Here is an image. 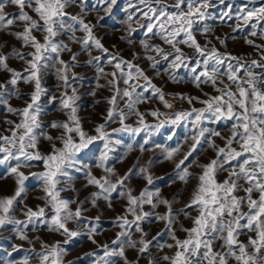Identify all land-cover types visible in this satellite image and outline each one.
<instances>
[{
	"label": "snow or ice",
	"instance_id": "obj_1",
	"mask_svg": "<svg viewBox=\"0 0 264 264\" xmlns=\"http://www.w3.org/2000/svg\"><path fill=\"white\" fill-rule=\"evenodd\" d=\"M219 2L224 3V0ZM249 2L254 3V0ZM9 4L18 11L6 13L5 7ZM117 4L118 0H95L91 7L87 6L88 0H0V31L19 25V30L8 31L7 34L21 45L20 49L13 48L9 54H5L0 47V71L9 74L7 80L0 81V105L16 117L15 120H5L8 127L0 132V165L9 166L8 175L15 182L11 195L0 196V236L5 230H10L15 239L31 245L21 259H10L6 264H31L33 260L38 264H64L68 254L66 245L76 238L84 235L97 244L95 236L99 234L100 218L86 217L84 205L89 203L96 207L97 201L103 199L111 207L114 194L127 202L125 214L113 221L120 231L110 244L98 246L100 255L97 252L87 254L95 257L92 264H119L120 261L132 264L126 254L128 249L136 250L135 264H139L153 246L161 252L167 248L170 254L164 253L159 257L148 255V264H264V45L247 41L259 52V59H251L250 62L220 53L215 47L209 48L211 41L201 45L196 38L197 26L209 18L212 0H171L170 3L166 0H127L124 10L127 12L125 23L129 35L143 29L145 37L150 39L149 34L158 36L171 49L166 51L147 39L142 40L141 46L146 53L144 59L150 66L156 68L163 60L168 61L172 72L178 71L192 63V58L181 45L194 49L197 56L203 57L202 62L197 60L196 66L190 69L195 73L194 82L197 87L210 84L217 93L205 94L207 98L204 100L181 96L180 99L189 104L196 101L204 107H192L171 116L152 110L147 115L156 118L159 123L150 125L145 120L146 114L138 108V105L148 102L149 97L145 93L157 96L166 108L171 109L173 105L168 103L162 89L152 83L144 69L135 63L140 58L138 54L133 53V59L129 60L111 52L95 32L101 22L112 15ZM73 6L78 7L79 12H70ZM133 9L135 11H131ZM92 11H102L104 15H98L93 23L87 19ZM236 19L237 30H242L241 25L251 27V35L256 36L255 29L264 24V3L251 8L245 5ZM133 25H137L138 29ZM209 32L205 25L201 34L206 36ZM261 38L264 39V34ZM127 42L132 43L130 39ZM72 45H79L80 50L74 52ZM94 50L100 55L92 56ZM65 53L70 54L68 60L63 59ZM81 53L90 57L85 62L87 65H96L97 87H106L112 92L107 99L110 107L104 123L95 127V135L83 129L79 117L81 95L76 85L82 84L83 77L74 69L80 66ZM13 58L23 62L22 70L9 67L8 61ZM102 61L113 71H105L100 66ZM49 72L55 76L59 97L50 95L49 89L44 86ZM222 77H226L229 83L225 84ZM101 79L105 80V84L99 83ZM20 83L31 85L32 91L24 106L16 108L9 101L12 96L23 98L18 88ZM90 95H95V92ZM45 96L48 104H55L66 119L45 124L42 119L45 114L42 100ZM132 115L137 117V127L125 123ZM222 121H231L227 136L206 126ZM115 122H119L121 127L109 132V124ZM181 124L190 125L192 134L188 139L192 143L183 153V158L175 163L169 186L176 180L185 185L193 179L197 183L184 206L174 211L173 205L179 202L180 194L171 200L162 197V190L153 187L155 181L149 167L134 166L124 175H119L114 167L108 165V161L113 144L119 143L113 141V133L137 135L145 132L151 135L156 128ZM46 129L57 130L59 134L53 136ZM216 137L220 138L222 145L215 142ZM42 141L49 142L48 151L41 150ZM97 141L103 142L104 150L95 167L102 169L104 174L97 177L90 169L85 173L86 186L97 190L84 200H79L78 194L71 198L62 196L64 192L76 191L71 170H78L81 153ZM147 143L145 139L144 144ZM204 143L212 149L214 156L207 163L197 164L200 171L193 174L190 168L198 159L193 154ZM182 147L177 145L165 149V159L173 160ZM141 151L145 149L141 147ZM37 165L43 170L27 174L22 170ZM133 175L143 176L146 181L138 195H133V189L127 187ZM221 175L224 176L222 180L219 179ZM30 180H35L43 192L39 197L42 203L35 207L24 203ZM73 204L76 205L74 209ZM145 205H149L151 211H144ZM160 206L166 209L163 214L156 212ZM193 212L196 214L193 215ZM18 213L23 219L18 218ZM181 216L191 220L190 227L182 223L179 226V231L185 233L183 239L176 234L175 227ZM149 218L165 225L164 230L152 239L147 238L148 233L142 227ZM70 224L75 226L69 227ZM40 228L60 235L63 240L49 243L39 236L35 240L29 239V231ZM133 229L140 233L139 239L132 238ZM165 234L171 243L159 242V237ZM242 236L246 240L241 239ZM36 242H39V250L35 247ZM21 251L22 244H15L8 256Z\"/></svg>",
	"mask_w": 264,
	"mask_h": 264
},
{
	"label": "rangeland",
	"instance_id": "obj_2",
	"mask_svg": "<svg viewBox=\"0 0 264 264\" xmlns=\"http://www.w3.org/2000/svg\"><path fill=\"white\" fill-rule=\"evenodd\" d=\"M170 3L171 0H166ZM95 3V0H88V7H91ZM127 0H118V4L114 7L113 13L111 16L105 18L104 21L95 29L96 35L101 38L102 43L107 47L111 52H117L122 55L124 58L132 60L133 53L139 55V59L135 60V63L138 64L141 68L144 69L146 74L151 78L152 83L162 89L165 99L168 103H171L173 107L171 109L164 107V104L157 98V96L152 95L150 92L145 93L149 97L148 102L138 105L139 111L145 113V120L150 125H156L159 121L147 115V113L152 110H159L161 113H165L168 116L173 115L174 113L190 110L192 107L197 109L203 108L204 105L193 101L192 104H189L186 100L180 99L181 96L185 97H198L200 100L207 98L205 94L216 95L213 87L210 84H200L197 87L196 83L193 80L195 73L191 72L190 69L196 66V61H203V57H199L195 54L194 49L185 47L181 45L183 51L192 58V63L187 67H183L178 71L172 72L168 67V61H161L156 68H152L149 62L144 59L146 53L141 46L142 40H148L149 43L153 45H160L165 48L166 51H171V49L162 43L158 36H152L150 39L144 36V30L138 29L137 25H133V28H137L132 35H129L128 28L125 23L127 18V12L124 10L126 7ZM264 0H254V3H250L249 0H224V3H220L219 0H212V6L209 8V18L203 23L197 26L196 38L201 45H205L208 41H211L208 44L209 48L215 47L219 50L220 53L231 54L232 56L241 57L244 61H249L251 59H259L258 49L254 46L247 43L248 40L254 41L256 45H264V39L261 38V35L264 34V24L259 25L255 31L257 32L256 36H252L251 32L253 29L251 27H244L241 25L242 30H237L238 21L236 17L240 14L241 8L247 5L248 8L259 7ZM79 8L73 6L69 9L72 13L79 12ZM18 9L12 5H7L5 7V12L12 14L17 12ZM131 11H135L134 9ZM227 13V15H225ZM104 15V13L92 11L87 19L96 22L97 16ZM142 23L144 21H141ZM207 26L210 29L208 35H202V29L204 26ZM20 29L18 25L16 28L8 29L5 31H0V47L5 54H9L13 48L20 49V42L17 41L14 37L9 36L8 31H17ZM39 35V34H37ZM78 35H81L78 33ZM60 39H66L61 37ZM131 40L132 43H128V40ZM223 41V43H221ZM114 46V47H113ZM73 51H79V45H72ZM23 51H30V49H22ZM100 55L97 51L92 52V56ZM147 55H154L153 53H147ZM70 54L65 53L63 59L68 60ZM90 57L86 53H81L79 56L80 66L76 67L74 71L83 77L82 84L78 83L76 85L79 88L81 99L79 101V117L83 129L88 132L90 135H95L94 129L98 124L104 123V118L107 115L109 109V104L107 99L112 95L111 90L106 87H97L96 85V65L91 66L87 65L85 62ZM235 63V61H232ZM9 67L22 70L24 67L23 62L17 59H10L8 61ZM100 66L105 68V71H113L110 65L105 61H102ZM223 69V66H221ZM200 69L198 68L197 71ZM257 72H260L261 69H256ZM9 77V74L4 71H0V81H5ZM174 77V78H173ZM224 83L227 84L229 81L226 77H222ZM56 79L55 76L49 72L45 77V87L49 89V94H55L59 97V90L56 88ZM101 85L105 84V80L101 79L99 81ZM20 93L23 95L22 99H16L15 96H12L10 99V104L16 108H22L24 106L25 100L28 98V94L32 91V86L29 84L20 83L18 85ZM95 92V95H90L91 92ZM42 103L45 108V114L42 119L45 124L53 120H64L66 117L57 110L55 104L49 105L47 96L42 100ZM121 107H123V102H121ZM164 117H161L163 119ZM16 117L10 115L4 106L0 105V132H3L5 128L8 127L4 123L5 120H15ZM126 124L137 127V117L135 115L130 116L126 121ZM231 121H222L219 123H209L206 126L211 129H216L221 131L222 135L227 136L230 134L229 128ZM121 125L119 122L110 123L107 130L112 132L113 129L120 128ZM51 135H58L57 130L46 129ZM192 134L190 125L186 126L181 124L179 126L166 125L164 127L156 128L151 132V135H148L145 132H141L137 135H132L128 132L113 133V141H119V143L113 144V151L109 154L110 159L108 165L114 167L116 172L119 175H124L128 172L129 169L134 166L138 167H149L154 178V188H160L161 196L171 200L177 194H180V200L178 203L173 205V210L182 208L184 204L188 201L191 191L196 185L197 181L195 179L187 185L183 184L179 180H176L175 183H172L169 186L171 179L173 178L175 163L183 158V153L188 150L189 145L192 143L188 137ZM171 137V138H170ZM147 139L148 143L144 144V140ZM215 142L219 145H222L220 138H214ZM177 145H183L181 152L177 154L173 160L165 159L164 150L175 148ZM141 147L145 151H141ZM41 150H49V142H41ZM103 142L97 141L92 144L87 150H85L80 155V164L77 165V169L71 170V176L73 178L72 183L75 188V192L68 191L62 193V196L71 198L78 194L79 200H84L89 194L93 191H96L94 187L86 186L87 180L85 178V173L90 169L93 175L99 177L104 174L102 169L96 168L95 164L98 162V158L103 151ZM194 157H198L196 162L190 168V171L193 174L199 173L200 169L196 166L197 164H204L209 161L210 158L214 156L212 149L207 147V144H202L201 148L198 149L196 153L193 154ZM192 159L191 157L189 158ZM149 162L151 164L149 165ZM7 164L0 165V196L11 195L15 188L14 179L8 175ZM27 174L28 172H38L42 171V167L37 165L31 169H22ZM162 178V179H161ZM224 176L221 175L219 179H223ZM115 179V177H113ZM146 185V181L143 176L133 175L127 183V187L133 189V195H138L142 188ZM43 195V192L39 184L35 180H30L27 182V193L25 204L31 207H35L37 204H41L42 201L39 199ZM243 195V193H240ZM127 202L125 199L117 197L115 194L111 199V207L108 206V201L99 200L97 201L96 207H92L91 204L85 203L84 207L87 211L84 213L86 217L95 218L99 217V225L97 227L98 235L95 236L97 244H93L87 236H80L76 238L71 244L66 245L68 248V254L65 257L64 264H69V262L74 261L75 264H92L95 257L87 255L88 253L97 252V255H100L98 246L104 243L110 244L111 241L115 238L116 234L120 231L118 227L113 224V221L116 217L122 216L125 214V208ZM17 207H22L18 205ZM73 209L76 207L75 204L72 205ZM144 211H151L149 205H145ZM166 211L164 206H160L156 209L157 213L163 214ZM196 213L193 212V215ZM18 218L23 219L22 215H19ZM128 219H132L131 216ZM183 224L185 227L191 226V220L185 219L183 216L179 218V223L175 226L177 229L176 234L183 239L185 233L179 231L180 224ZM75 225L70 224L69 227H74ZM144 231L148 233V239L156 236L157 233L164 230V222H156L154 219L149 218V221L142 224ZM83 227L81 231H83ZM39 236L42 240H45L49 243H52L56 240H63L58 234L50 233L46 228H40L36 231H29V239L35 240ZM140 233L135 232L133 229L134 240L139 239ZM241 239L246 240V237H241ZM167 241L171 243L172 241L168 238L167 234L159 237V242L163 243ZM15 244H22L23 251L14 253L12 257L8 256V252L12 250V246ZM31 247L26 242L19 241L14 238L10 230H5L3 235L0 236V264H6L10 259H21ZM35 247L39 250V242H36ZM174 251V250H173ZM164 253H169L167 248H164V251L161 252L155 246L150 248V252L145 254V257L140 259L139 264H148V255L159 257ZM129 261L132 264H135L137 259V252L135 249H128L126 252ZM31 264H38L37 261L33 260ZM119 264H123L122 261Z\"/></svg>",
	"mask_w": 264,
	"mask_h": 264
}]
</instances>
